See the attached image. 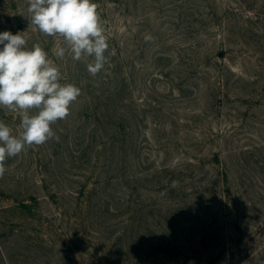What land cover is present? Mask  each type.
I'll return each instance as SVG.
<instances>
[{
  "label": "rangeland",
  "instance_id": "1",
  "mask_svg": "<svg viewBox=\"0 0 264 264\" xmlns=\"http://www.w3.org/2000/svg\"><path fill=\"white\" fill-rule=\"evenodd\" d=\"M93 2L95 76L55 56L26 0H0V32L81 90L58 141L5 161L0 264H264V0Z\"/></svg>",
  "mask_w": 264,
  "mask_h": 264
},
{
  "label": "clouds",
  "instance_id": "2",
  "mask_svg": "<svg viewBox=\"0 0 264 264\" xmlns=\"http://www.w3.org/2000/svg\"><path fill=\"white\" fill-rule=\"evenodd\" d=\"M31 23L46 36H59L66 47L55 56L66 55L79 61L92 57L87 70L97 75L108 62L109 45L93 0H26ZM153 39L145 36V41ZM21 33L0 32V107L18 112L19 135L0 121V177L5 161L25 150L42 145L55 137L51 125L69 115L70 106L81 94L79 87L61 83V73L39 43L28 48ZM34 112V114H33Z\"/></svg>",
  "mask_w": 264,
  "mask_h": 264
}]
</instances>
